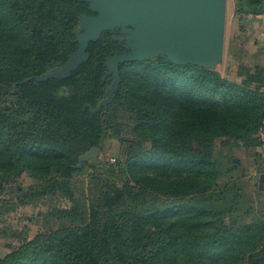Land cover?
I'll return each instance as SVG.
<instances>
[{"label":"trees","instance_id":"trees-1","mask_svg":"<svg viewBox=\"0 0 264 264\" xmlns=\"http://www.w3.org/2000/svg\"><path fill=\"white\" fill-rule=\"evenodd\" d=\"M85 14L81 0H0V184L26 174L18 205L47 201L44 230L12 234L18 246L0 264H264V206L244 207L231 154L243 150L264 174V66L239 64L240 81H230L164 57L126 64L107 111L91 113L84 106L112 83L102 81L105 59L122 51L114 30L89 44L69 77L19 84L68 60ZM233 15L245 32L264 0H233ZM235 51L230 44L228 56L244 61L246 50ZM108 140L119 144L113 163L79 164ZM262 191L253 190L258 201Z\"/></svg>","mask_w":264,"mask_h":264},{"label":"water","instance_id":"water-1","mask_svg":"<svg viewBox=\"0 0 264 264\" xmlns=\"http://www.w3.org/2000/svg\"><path fill=\"white\" fill-rule=\"evenodd\" d=\"M88 4L93 16L81 15L74 31L77 50L60 67L39 76L27 78L46 82L67 78L81 64L87 62L90 43L107 31L118 30L113 38L122 52L105 59L102 81L112 77L106 97L95 107L86 104L91 113H97L114 100L120 86V67L126 64L166 58L175 65H194L215 70L223 62L228 0H81ZM262 19L249 17L242 26L252 30ZM15 87V85H14ZM97 148H91L79 157V164L91 160L97 163ZM258 189L264 190V174L259 175Z\"/></svg>","mask_w":264,"mask_h":264},{"label":"rangeland","instance_id":"rangeland-1","mask_svg":"<svg viewBox=\"0 0 264 264\" xmlns=\"http://www.w3.org/2000/svg\"><path fill=\"white\" fill-rule=\"evenodd\" d=\"M239 27L240 22L233 15V0H228L224 58L223 62L217 66L216 70L230 81H240V78L236 75L237 66L239 64L250 66L253 59L260 64H264V57L263 59L259 58L257 53V50H264V42L261 43L259 49H255L252 46L253 39L250 38L248 32H240ZM246 39H248L247 42H245ZM230 44L236 48V55L238 54L237 50H246L244 61L239 62L236 60V56H228V47ZM259 151L262 150L259 149ZM225 154L226 150L221 149L219 143L216 142L215 158L221 161ZM231 154L240 160L241 169L243 170V174L241 172H237L235 174L238 176L242 175L243 177L240 178L247 185V187H245L246 194L248 195L246 199L249 200L251 204L249 205L244 203V207L256 208L257 202H262L259 208H263L264 190L262 191L263 197L261 198V201H258L253 193V190L258 189L259 176L257 177V175H255L252 159L239 148L233 149ZM118 156V142L108 140L106 142L105 150L103 152H99L95 158L97 161H108L109 164H111L118 158ZM30 184L31 179L26 174L22 175L21 178L14 184H6L5 186L0 184V212L3 213L0 217V258L9 250L18 246L19 241L18 239L11 237L12 234L25 232L27 237L31 239L35 236V234L44 230L42 216L40 215L46 211L45 203L47 201L38 203L37 205L20 206L18 205L16 197L13 193L17 185L27 187ZM11 202L16 203L14 209L10 208ZM50 203L60 207H69V203L67 201L56 202V200H52Z\"/></svg>","mask_w":264,"mask_h":264},{"label":"crops","instance_id":"crops-1","mask_svg":"<svg viewBox=\"0 0 264 264\" xmlns=\"http://www.w3.org/2000/svg\"><path fill=\"white\" fill-rule=\"evenodd\" d=\"M262 19V23H254L252 30L248 27H244L246 31L248 32L250 38L253 39L252 46L255 49H259L261 43L264 42V15L258 16ZM261 41V42H260ZM256 51V50H255ZM259 58L263 59L264 57V50H257ZM264 66V64H262Z\"/></svg>","mask_w":264,"mask_h":264},{"label":"flooded vegetation","instance_id":"flooded-vegetation-1","mask_svg":"<svg viewBox=\"0 0 264 264\" xmlns=\"http://www.w3.org/2000/svg\"><path fill=\"white\" fill-rule=\"evenodd\" d=\"M93 15H94V14L91 13L89 16H93ZM119 45H120V44H119ZM120 47H121V46H120ZM122 51H123V50H122ZM122 51H121V52H122Z\"/></svg>","mask_w":264,"mask_h":264},{"label":"built area","instance_id":"built-area-1","mask_svg":"<svg viewBox=\"0 0 264 264\" xmlns=\"http://www.w3.org/2000/svg\"><path fill=\"white\" fill-rule=\"evenodd\" d=\"M262 137H263V139H264V134H262Z\"/></svg>","mask_w":264,"mask_h":264}]
</instances>
